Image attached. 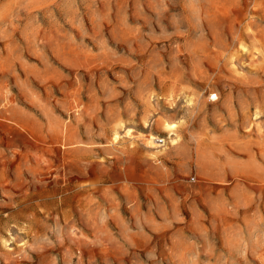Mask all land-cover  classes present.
<instances>
[{"label":"rangeland","instance_id":"obj_1","mask_svg":"<svg viewBox=\"0 0 264 264\" xmlns=\"http://www.w3.org/2000/svg\"><path fill=\"white\" fill-rule=\"evenodd\" d=\"M0 264H264V0H0Z\"/></svg>","mask_w":264,"mask_h":264},{"label":"bare ground","instance_id":"obj_2","mask_svg":"<svg viewBox=\"0 0 264 264\" xmlns=\"http://www.w3.org/2000/svg\"><path fill=\"white\" fill-rule=\"evenodd\" d=\"M212 102L213 101H216L217 100V97L216 96H213V97H211V99H210ZM168 126H170V125H168ZM114 140L116 139V136L113 138ZM153 140H154V138H152V140L150 141V143H149V141H148V143L149 144H151V145H154V143H153ZM156 140V139H155ZM156 142V141H155ZM157 145V144H156ZM159 146V145H158Z\"/></svg>","mask_w":264,"mask_h":264},{"label":"built area","instance_id":"obj_3","mask_svg":"<svg viewBox=\"0 0 264 264\" xmlns=\"http://www.w3.org/2000/svg\"><path fill=\"white\" fill-rule=\"evenodd\" d=\"M155 141H156L155 143H157V145L159 146H161L163 143V140H160V139H156Z\"/></svg>","mask_w":264,"mask_h":264}]
</instances>
